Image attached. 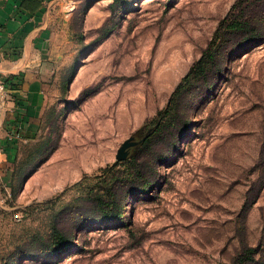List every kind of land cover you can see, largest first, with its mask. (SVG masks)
Listing matches in <instances>:
<instances>
[{"label": "rangeland", "instance_id": "374dc122", "mask_svg": "<svg viewBox=\"0 0 264 264\" xmlns=\"http://www.w3.org/2000/svg\"><path fill=\"white\" fill-rule=\"evenodd\" d=\"M54 1L56 64L45 71L37 131L0 138V264H235L248 249L264 264V38L218 48L213 88L174 97L216 49L239 0L120 9ZM150 131L116 161L126 140ZM114 166L120 178L142 170L155 182L129 195L122 223H87L71 249L18 258L53 235L64 208L59 226L75 225L85 196L107 192L104 170Z\"/></svg>", "mask_w": 264, "mask_h": 264}, {"label": "trees", "instance_id": "16d2710c", "mask_svg": "<svg viewBox=\"0 0 264 264\" xmlns=\"http://www.w3.org/2000/svg\"><path fill=\"white\" fill-rule=\"evenodd\" d=\"M136 1V0H135ZM134 1L132 0H113L111 8L116 6L120 8L129 7ZM236 6L240 7L238 13H234V17L225 22L221 29L217 32V40L219 41L216 49H210L202 64L198 65L200 72L193 76V73L188 76L184 82L179 86L174 94L175 100L180 97L183 92L191 86H205L208 89L213 88L214 78L219 75L223 69V60L217 55V49L226 45L228 47H238L246 45L252 41L264 38V23L263 17L260 16V11L264 13V0H239ZM258 10V11H256ZM260 10V11H259ZM217 78V77H216ZM184 92V93H185ZM174 133L171 134L173 136ZM169 143H174L173 137H170ZM148 143L143 147L147 148ZM12 145L5 146L6 152L10 154L13 151ZM116 166L104 170V177H110L108 183L104 180V190L106 193H90L85 196L83 203L77 207V222L75 225L66 229L60 227V220L63 218L62 214L66 212V208L61 213H58L53 223V235L48 240L37 237L30 244V249L22 251L24 255H47L57 254L59 252L71 249L74 246V231L83 227L87 223L96 221H115L124 219L125 204L129 199L131 193L150 191L154 185V177L146 179L145 173L142 170H136L131 175L120 178L119 171L115 170ZM152 171L154 170L151 168ZM155 173V170H154ZM104 179V178H103ZM37 251H41L39 254ZM255 250L248 249L243 255L237 258L235 264H253L256 262L254 257ZM17 258V257H16Z\"/></svg>", "mask_w": 264, "mask_h": 264}, {"label": "crops", "instance_id": "0c3cea01", "mask_svg": "<svg viewBox=\"0 0 264 264\" xmlns=\"http://www.w3.org/2000/svg\"><path fill=\"white\" fill-rule=\"evenodd\" d=\"M58 11L54 0H0V81L10 88L0 114L2 140L6 131H37L45 71L56 64L49 56L56 43V18L51 14Z\"/></svg>", "mask_w": 264, "mask_h": 264}, {"label": "water", "instance_id": "95a60500", "mask_svg": "<svg viewBox=\"0 0 264 264\" xmlns=\"http://www.w3.org/2000/svg\"><path fill=\"white\" fill-rule=\"evenodd\" d=\"M151 134L152 131L145 135L135 134L126 140L118 150L116 161L119 162L129 159L134 152L147 141Z\"/></svg>", "mask_w": 264, "mask_h": 264}, {"label": "built area", "instance_id": "2783aa9c", "mask_svg": "<svg viewBox=\"0 0 264 264\" xmlns=\"http://www.w3.org/2000/svg\"><path fill=\"white\" fill-rule=\"evenodd\" d=\"M9 96H10V88L5 82L0 81V114L6 106ZM21 134H22L21 131L9 133V135L7 136V139L8 141L18 140ZM1 151L2 152L4 151L2 147H0V152Z\"/></svg>", "mask_w": 264, "mask_h": 264}]
</instances>
